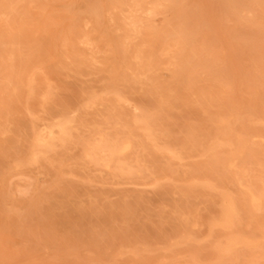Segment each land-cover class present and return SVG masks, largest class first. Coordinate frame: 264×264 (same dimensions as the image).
<instances>
[{
  "label": "rangeland",
  "instance_id": "1",
  "mask_svg": "<svg viewBox=\"0 0 264 264\" xmlns=\"http://www.w3.org/2000/svg\"><path fill=\"white\" fill-rule=\"evenodd\" d=\"M0 264H264V0H0Z\"/></svg>",
  "mask_w": 264,
  "mask_h": 264
}]
</instances>
